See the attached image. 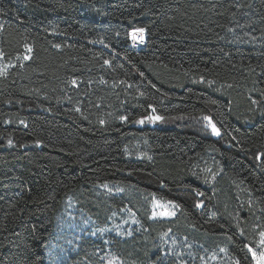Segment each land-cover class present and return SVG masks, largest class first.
<instances>
[{
    "label": "trees",
    "instance_id": "1",
    "mask_svg": "<svg viewBox=\"0 0 264 264\" xmlns=\"http://www.w3.org/2000/svg\"><path fill=\"white\" fill-rule=\"evenodd\" d=\"M153 197L176 216L153 218ZM69 200L94 226L127 224L78 225L64 264H208L221 249L255 264L264 0H0V264H49Z\"/></svg>",
    "mask_w": 264,
    "mask_h": 264
},
{
    "label": "rangeland",
    "instance_id": "2",
    "mask_svg": "<svg viewBox=\"0 0 264 264\" xmlns=\"http://www.w3.org/2000/svg\"><path fill=\"white\" fill-rule=\"evenodd\" d=\"M138 29H144V28H136V30L133 31V34L135 33V36L137 37L140 33L137 32ZM205 117H209L208 115H205ZM210 118V117H209ZM211 122L216 126L215 122L212 118ZM202 124L204 125V129H206L208 132L212 133L213 135H217L216 132L212 130L211 124L205 119H203ZM101 189L105 191L106 193H120L121 188L118 186H115L113 184H102L100 185ZM66 209H64L62 212L66 214L67 218H73L74 223H71L70 219H61L56 223V230H65L67 231L65 236L68 235L69 238L67 240H60V236H55L54 238H51V241L47 244V247L45 249V258L46 261L49 264H64L68 262V259L64 257V255L73 249L75 246L70 244L71 239H74V237L78 233V225L82 227V230L86 227L90 228V231H87L89 235L92 237H104L105 234H107L108 231L115 232L117 234H125L122 232L125 229V226L127 223L120 221L122 224H114L105 228H100L98 226H94L92 220H90L87 217H84L83 214L79 213V217H77V213H75L76 206L75 202L73 200H69L68 204L66 205ZM151 212L153 218H165V219H171L178 213V207L174 203H169V201L153 197L152 203H151ZM168 212H174L175 215H166L165 213ZM116 216L120 217L119 215L115 214ZM128 217L126 219L131 220V215L127 213ZM77 221H76V220ZM132 223H135V220H131ZM119 222V223H120ZM119 225V226H118ZM140 228H142V224L139 222L138 225ZM80 230V231H82ZM248 236H249V248L251 249V253L253 255V252L256 254V258H254L255 264H257V258L260 256L261 252H264V244L261 243L262 240H264V237L261 236V233H264V226H261L259 223V218L255 216L253 220L250 222L248 226ZM131 234V233H130ZM169 238V235L168 237ZM220 253L222 255H220ZM107 256V264H117V261L113 257H110V254H106ZM208 264H231L230 259L227 255L226 250L221 249L218 250L217 253L210 255V260Z\"/></svg>",
    "mask_w": 264,
    "mask_h": 264
},
{
    "label": "snow or ice",
    "instance_id": "3",
    "mask_svg": "<svg viewBox=\"0 0 264 264\" xmlns=\"http://www.w3.org/2000/svg\"><path fill=\"white\" fill-rule=\"evenodd\" d=\"M137 32L142 34L144 32V29H138ZM133 39H135V33L133 34ZM142 39H143V37L141 36V40ZM73 83H75V81H73ZM148 119H153V118L149 117ZM156 119H159V117H156ZM204 119L207 120L209 122V124H211L212 130L214 132H216L217 135H219V130L215 127L214 124H212L211 119L209 117H205ZM140 122L142 123L143 120H141ZM101 123H103V121H101ZM9 143H11V141H9ZM257 158L259 159V157H257ZM197 194L200 195V193H197ZM169 203L171 204L172 202L169 201ZM177 207H178V205H177ZM165 214L166 215H175L174 212H168ZM261 236L264 237V233H261ZM261 243L264 244V240H262ZM249 251H251V249H249ZM253 256H254V258H256L255 252H253ZM257 264H264V252H261L260 256L257 258Z\"/></svg>",
    "mask_w": 264,
    "mask_h": 264
},
{
    "label": "built area",
    "instance_id": "4",
    "mask_svg": "<svg viewBox=\"0 0 264 264\" xmlns=\"http://www.w3.org/2000/svg\"><path fill=\"white\" fill-rule=\"evenodd\" d=\"M136 30V29H134ZM141 36L143 39L141 40ZM130 45L131 47L135 49L143 48L146 45V31L144 29V32L139 34L137 37L135 36V39H133V31L130 32Z\"/></svg>",
    "mask_w": 264,
    "mask_h": 264
},
{
    "label": "bare ground",
    "instance_id": "5",
    "mask_svg": "<svg viewBox=\"0 0 264 264\" xmlns=\"http://www.w3.org/2000/svg\"><path fill=\"white\" fill-rule=\"evenodd\" d=\"M134 31V30H133Z\"/></svg>",
    "mask_w": 264,
    "mask_h": 264
}]
</instances>
